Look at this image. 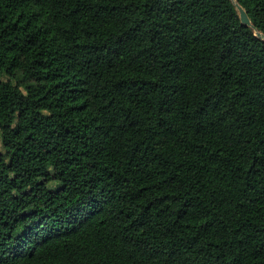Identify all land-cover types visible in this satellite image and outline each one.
<instances>
[{"label":"trees","instance_id":"16d2710c","mask_svg":"<svg viewBox=\"0 0 264 264\" xmlns=\"http://www.w3.org/2000/svg\"><path fill=\"white\" fill-rule=\"evenodd\" d=\"M0 145V264H264V40L230 0H0Z\"/></svg>","mask_w":264,"mask_h":264},{"label":"water","instance_id":"95a60500","mask_svg":"<svg viewBox=\"0 0 264 264\" xmlns=\"http://www.w3.org/2000/svg\"><path fill=\"white\" fill-rule=\"evenodd\" d=\"M231 3L234 5L237 13H238V16H239V19H240V23L247 26V27H250L251 29L254 30L255 32V36L258 38V39H261V40H264V36L257 32L254 27L252 26V24L250 23V20L246 14V12L240 7V5L235 1V0H230Z\"/></svg>","mask_w":264,"mask_h":264},{"label":"rangeland","instance_id":"374dc122","mask_svg":"<svg viewBox=\"0 0 264 264\" xmlns=\"http://www.w3.org/2000/svg\"><path fill=\"white\" fill-rule=\"evenodd\" d=\"M0 151H1V145H0Z\"/></svg>","mask_w":264,"mask_h":264}]
</instances>
